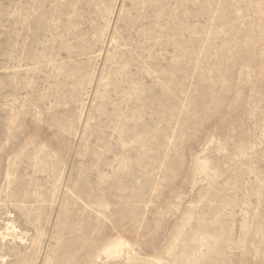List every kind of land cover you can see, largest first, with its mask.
<instances>
[{
    "label": "rangeland",
    "instance_id": "374dc122",
    "mask_svg": "<svg viewBox=\"0 0 264 264\" xmlns=\"http://www.w3.org/2000/svg\"><path fill=\"white\" fill-rule=\"evenodd\" d=\"M0 264H264V0H0Z\"/></svg>",
    "mask_w": 264,
    "mask_h": 264
}]
</instances>
